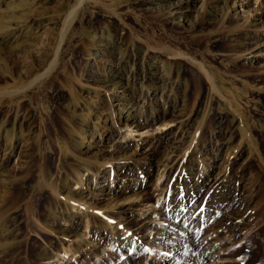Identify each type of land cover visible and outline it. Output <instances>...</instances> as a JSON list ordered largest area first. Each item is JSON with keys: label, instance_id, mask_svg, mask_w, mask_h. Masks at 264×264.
<instances>
[{"label": "rangeland", "instance_id": "1", "mask_svg": "<svg viewBox=\"0 0 264 264\" xmlns=\"http://www.w3.org/2000/svg\"><path fill=\"white\" fill-rule=\"evenodd\" d=\"M193 252L264 264V0H0V264Z\"/></svg>", "mask_w": 264, "mask_h": 264}, {"label": "bare ground", "instance_id": "2", "mask_svg": "<svg viewBox=\"0 0 264 264\" xmlns=\"http://www.w3.org/2000/svg\"><path fill=\"white\" fill-rule=\"evenodd\" d=\"M80 4L81 3H79L74 9H73V11L71 12V14L69 15V20H71V18H74L73 16L77 13V11H78V9H79V7H80ZM68 20V21H69ZM73 20V19H72ZM69 23V22H68ZM175 58H177V59H185V60H187V61H190V62H193V63H195L192 59H190L189 57H187L186 55H184V54H177V55H175ZM52 67L53 66H50V68L46 71V72H43L40 76H38L33 82H32V84H34V83H36V82H38L40 79H42L43 77H45L46 75H48L49 74V71L52 69ZM201 67V66H200ZM53 69H54V67H53ZM202 70V69H201ZM51 72V71H50ZM206 73V72H205ZM208 73V72H207ZM206 73V74H207ZM208 78H209V80L211 81V83L213 84V87L214 88H216V86L214 85V82H213V80H212V78L208 75L207 76ZM217 89V88H216ZM218 90V89H217ZM218 93V92H217ZM249 132V131H248ZM78 184L79 185H82V181L81 180H79V182H78ZM218 186H220V184H218ZM217 186V187H218ZM233 201H234V204L236 203L237 204V201H238V199L237 198H233L232 199ZM185 204L184 203H182V204H179V205H177V207L175 208V207H168L167 209H166V215H169V213H172V212H176L177 214H181L182 212H184V210H185V206H184ZM119 225L117 224L115 227H113V230H115L117 227H118ZM172 226V225H171ZM170 226V227H171ZM173 228V227H172ZM134 243V242H133ZM195 244H196V242H194ZM193 249H194V247H192V251H193ZM199 250V249H198ZM194 254H192V260H193V262L195 263V262H197L198 261V264H207L208 263V259H207V254L206 255H197V254H195V252H193ZM198 253V252H197ZM211 256V255H210ZM211 259V258H210ZM210 263V262H209ZM161 264V263H160ZM164 264H169L168 262H166V263H164Z\"/></svg>", "mask_w": 264, "mask_h": 264}]
</instances>
